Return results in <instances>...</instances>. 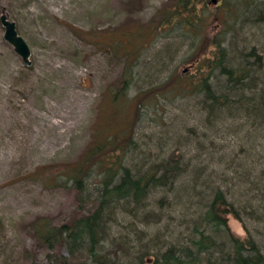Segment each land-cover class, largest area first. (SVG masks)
<instances>
[{
	"label": "rangeland",
	"instance_id": "374dc122",
	"mask_svg": "<svg viewBox=\"0 0 264 264\" xmlns=\"http://www.w3.org/2000/svg\"><path fill=\"white\" fill-rule=\"evenodd\" d=\"M170 1L0 0V264H264V0H203L204 42L148 26Z\"/></svg>",
	"mask_w": 264,
	"mask_h": 264
},
{
	"label": "trees",
	"instance_id": "16d2710c",
	"mask_svg": "<svg viewBox=\"0 0 264 264\" xmlns=\"http://www.w3.org/2000/svg\"><path fill=\"white\" fill-rule=\"evenodd\" d=\"M202 1L203 0H171L169 5L164 7L161 11H159L155 15L153 20H151L149 22L148 26L150 25L151 28L152 27L155 28L154 31H156V32H162V31H164V29L169 28L171 25H178L188 35L190 34V35H192V37L196 36L200 39V42L202 40L204 42L205 37L202 36L201 30L203 29L205 18H207V16L209 14H207L208 10H206L204 5H202ZM249 2H250V0H233V2L231 4H229V3H226L223 1L221 10H222V13L224 16V20H222L220 22V24L222 25L221 28H224V25L226 22L225 19L227 17H230V18L234 17L235 18L238 15V13L242 12L243 10H246V8L248 7V4H250ZM73 33L76 34L78 38H81L80 35L76 31L73 30ZM135 36L136 37L138 36V38H139V43H140L139 45L144 44V40L148 39L145 36H143L141 38L139 33H137ZM111 42H112V39H110V41L107 44L102 46V48H101V44H100L97 47V49H100L102 51L105 50L107 52H110L111 54H114L116 52L115 50H117V49L115 46L111 45L112 44ZM206 42H207V40H206ZM127 50H129V49H127ZM117 53H118V51H117ZM121 54L123 56L127 57L128 51L124 52L123 50H121ZM200 58H202V57L198 54H195L194 57H192L194 67L196 69L195 71H196L197 75H200L198 82H191L192 80H189L188 81L189 83L187 82L188 83L187 85L192 86V88H191L192 90L193 89L194 90L201 89L203 87L202 83L204 80V75L202 73L205 70V67L207 65L206 63L209 62V64H210V60H208V59L200 60ZM209 68L212 69L213 65L211 66V64H210ZM238 79L239 78H235V80H238ZM169 85H170V83L166 82V84H164L163 88H165V87L167 88ZM182 91H184V89H182ZM158 92H159V89L153 90V93L158 94ZM136 113H137V111H136ZM135 116H137V114ZM234 116L236 117V115H234ZM234 116H232V117H234ZM135 118L136 117H134V119ZM208 126H209V124H208ZM209 127H211V125ZM128 134H129V131H128ZM110 141H111V143L107 144V146L108 147H111V146L115 147L116 145L114 144V142H116L117 139L113 138V139H110ZM126 141H127L126 146L130 145L129 141L128 140H126ZM199 145H200V143H199ZM121 146H123V145L121 144ZM124 149H125V147L119 148V150H123V151H124ZM112 163H113V161H110L107 159L104 162H103V160H99V166H105L106 164H107V166L108 165L110 166ZM72 171L77 173L78 169L76 168L75 170H72ZM107 208H108L107 205L101 204L100 209L98 210L99 215L102 216V215L106 214V211L109 210ZM47 225H48V223L44 219L35 220L31 226L32 237H33V240L35 241V247H45L48 250H52L53 247H50L46 244V239H45L44 233H43V229L47 228ZM72 225H73V222H71L70 224H67V225H62L61 229L65 230V232L67 233L70 231ZM207 243H208V241H207ZM242 245H243V243L241 242L240 247ZM73 248L74 247L71 246L70 243H68V249L67 250L69 251V257L57 252L55 254L56 256L54 259L55 264H89L84 259L83 260H81V259L80 260H72L71 256L74 253ZM33 251H35V249H33ZM88 257L97 263H104L106 261V259L104 258V255L95 252L93 249H90L88 251ZM26 264H42V263L35 262L33 259H31Z\"/></svg>",
	"mask_w": 264,
	"mask_h": 264
},
{
	"label": "water",
	"instance_id": "95a60500",
	"mask_svg": "<svg viewBox=\"0 0 264 264\" xmlns=\"http://www.w3.org/2000/svg\"><path fill=\"white\" fill-rule=\"evenodd\" d=\"M0 26L3 29L2 40L11 46L13 52L27 66L29 50L25 42L16 34L14 24L7 21L5 16L0 15Z\"/></svg>",
	"mask_w": 264,
	"mask_h": 264
}]
</instances>
